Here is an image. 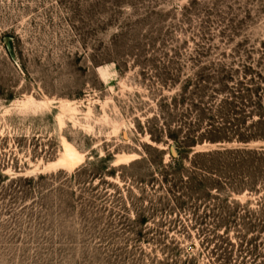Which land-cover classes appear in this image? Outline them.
<instances>
[{
  "label": "rangeland",
  "instance_id": "rangeland-1",
  "mask_svg": "<svg viewBox=\"0 0 264 264\" xmlns=\"http://www.w3.org/2000/svg\"><path fill=\"white\" fill-rule=\"evenodd\" d=\"M159 33L187 52L208 36V60L232 50L257 58L264 0H0V264H160L172 241L178 259H209L191 208L168 207L164 186L131 178L151 171L142 158H159L156 148L165 162L175 154L165 133L151 139L146 121L176 88H159L154 69L133 55L137 42ZM64 143L80 162L44 170ZM248 147L262 150L264 141ZM220 193L250 206L259 195ZM229 238L237 242L233 229Z\"/></svg>",
  "mask_w": 264,
  "mask_h": 264
},
{
  "label": "trees",
  "instance_id": "trees-1",
  "mask_svg": "<svg viewBox=\"0 0 264 264\" xmlns=\"http://www.w3.org/2000/svg\"><path fill=\"white\" fill-rule=\"evenodd\" d=\"M209 40L200 35L187 52L184 45L161 38L159 33L133 47L136 60L154 69L159 88L176 89L170 97L158 100L159 112L146 121L151 139L159 142L165 133L175 154L170 153L165 162L164 150L156 148L159 158H142L151 171L131 178L164 186L171 194L166 206L191 208L201 246L209 254L205 264H264V149L248 147L251 141H264V40L257 58L251 50L245 54L232 50L208 60L212 50ZM227 57L234 60L228 62ZM187 63L193 71L184 75ZM236 70L242 75L235 76ZM203 140L223 145L207 150L193 148ZM224 142L239 145L227 147ZM138 162L132 160L120 167L130 168ZM244 188L259 193L254 206L231 201L220 193ZM197 202L204 205L202 214ZM152 208L156 210L155 204ZM143 213L140 209L134 218L139 232L146 221ZM230 229L237 242L230 240ZM170 243L171 249L165 245L169 257L160 264H196V256L190 253L178 259L180 248L174 241Z\"/></svg>",
  "mask_w": 264,
  "mask_h": 264
},
{
  "label": "bare ground",
  "instance_id": "bare-ground-1",
  "mask_svg": "<svg viewBox=\"0 0 264 264\" xmlns=\"http://www.w3.org/2000/svg\"><path fill=\"white\" fill-rule=\"evenodd\" d=\"M63 147H64V152H63L62 156L59 159H57L56 161L46 164L44 166V170L48 169V168L71 169V168H74L80 162L82 157L79 155V153L70 144L64 143ZM130 156H132V155H130ZM127 158H119V160H117L115 162L116 163H122ZM132 158L133 157H131V159ZM49 170H51V169H49Z\"/></svg>",
  "mask_w": 264,
  "mask_h": 264
}]
</instances>
